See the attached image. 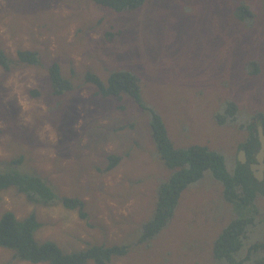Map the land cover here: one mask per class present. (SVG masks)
Wrapping results in <instances>:
<instances>
[{"label": "rangeland", "instance_id": "1", "mask_svg": "<svg viewBox=\"0 0 264 264\" xmlns=\"http://www.w3.org/2000/svg\"><path fill=\"white\" fill-rule=\"evenodd\" d=\"M0 47L14 61L8 72L0 68V163L22 157L20 169L45 179L57 197L83 201L86 219L59 202L32 204L13 187L0 192V217L35 214L36 242L64 252L128 246L109 264H218L212 243L234 212L208 173L182 193L157 237L137 242L170 172L148 115L128 96L97 95L84 76L105 81L112 71L132 72L175 148L206 146L231 170L249 124L262 127L264 118V0H147L127 13L90 0H0ZM20 51L38 53L40 65L18 64ZM54 63L73 85L60 96L48 81ZM227 102L236 105L235 118L220 124ZM111 156L120 161L107 170ZM256 207L261 222L252 241H262L264 197ZM0 264L30 263L0 248Z\"/></svg>", "mask_w": 264, "mask_h": 264}, {"label": "trees", "instance_id": "2", "mask_svg": "<svg viewBox=\"0 0 264 264\" xmlns=\"http://www.w3.org/2000/svg\"><path fill=\"white\" fill-rule=\"evenodd\" d=\"M99 7L113 13H127L140 9L147 0H90ZM244 13L236 11V17ZM16 62L24 66L37 67L40 56L34 51H20ZM12 61L0 47V68L8 72ZM48 81L51 92L60 96L70 92L72 83L61 75L59 66L54 63L48 69ZM85 83L96 88V94L106 98L113 97L121 101L128 96L149 117V135L155 144L161 165L170 172L157 189L155 210L149 220L143 223L138 233L137 242L145 243L157 237L170 223L179 204L182 193L209 174L220 183L222 196L233 209L231 221L222 229L213 241L211 252L218 264H264V257L258 255L264 251V240L252 241L251 232L261 222L260 209L256 207L258 198L264 197V180L256 181L249 169L254 162V155L259 148L254 123L248 126L249 135L239 146L246 153L247 163L235 161L230 170L224 155L206 146L175 148L167 137L165 124L160 114L147 105L141 97V85L138 78L130 71L116 70L109 73L103 81L92 73H86ZM236 105L227 102L218 115V122L224 124L234 120ZM264 132V118L258 117ZM243 128V126H242ZM239 149V150H240ZM119 157H109L107 170L118 165ZM23 158L0 163V192L13 187L32 204L51 205L59 202L63 208L77 211L86 219L84 202L76 198H59L49 183L39 175L21 170ZM40 228L35 214L24 219H17L10 212L0 217V248L12 251L13 259L30 264H109L114 257H124L129 253L128 246H106L104 244L88 246L78 251L64 252L53 241L37 243L35 234ZM251 234V235H250Z\"/></svg>", "mask_w": 264, "mask_h": 264}, {"label": "water", "instance_id": "3", "mask_svg": "<svg viewBox=\"0 0 264 264\" xmlns=\"http://www.w3.org/2000/svg\"><path fill=\"white\" fill-rule=\"evenodd\" d=\"M256 135L259 141V148L254 155V162L249 163V169L253 178L261 182L264 180V132L262 127H258ZM238 161L241 164L247 163L246 153L243 150L239 151Z\"/></svg>", "mask_w": 264, "mask_h": 264}, {"label": "flooded vegetation", "instance_id": "4", "mask_svg": "<svg viewBox=\"0 0 264 264\" xmlns=\"http://www.w3.org/2000/svg\"><path fill=\"white\" fill-rule=\"evenodd\" d=\"M258 129V128H257ZM257 129H256V132H257ZM257 134V133H256ZM257 136V135H256Z\"/></svg>", "mask_w": 264, "mask_h": 264}]
</instances>
